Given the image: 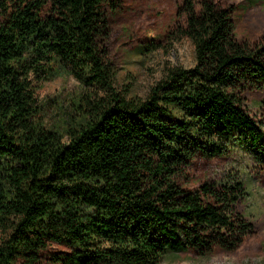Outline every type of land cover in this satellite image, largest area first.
<instances>
[{"label":"trees","instance_id":"1","mask_svg":"<svg viewBox=\"0 0 264 264\" xmlns=\"http://www.w3.org/2000/svg\"><path fill=\"white\" fill-rule=\"evenodd\" d=\"M120 2L0 0V264H160L258 231L241 177L195 185L190 170L236 145L264 160L248 95L264 83V38L236 37L234 7L183 0L167 36L189 38L195 64L128 96L110 43ZM60 72L89 91L50 125L36 91Z\"/></svg>","mask_w":264,"mask_h":264},{"label":"rangeland","instance_id":"2","mask_svg":"<svg viewBox=\"0 0 264 264\" xmlns=\"http://www.w3.org/2000/svg\"><path fill=\"white\" fill-rule=\"evenodd\" d=\"M183 0H121L123 8L111 17L113 58L117 67L115 90L128 96L145 98L172 68L195 64L194 45L189 38L168 30L182 21L178 16ZM235 8V35L257 41L264 38V0H214ZM159 44L157 48L153 44ZM84 90L73 76L60 72L45 81L36 94L50 125H62L68 114H75L74 103ZM249 95L254 116L264 119V83ZM262 100V101H261ZM264 122V120H263ZM192 183L200 179H219L236 174L246 183L249 197L244 214L256 222L258 231L234 251L215 248L200 255L195 252H171L160 264H264V160L248 147L231 146L227 155L205 160L198 158L190 170Z\"/></svg>","mask_w":264,"mask_h":264}]
</instances>
